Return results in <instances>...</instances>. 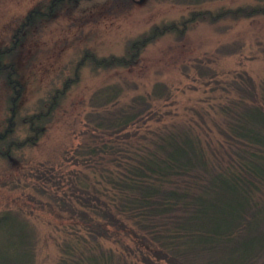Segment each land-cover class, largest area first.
I'll list each match as a JSON object with an SVG mask.
<instances>
[{
  "label": "rangeland",
  "instance_id": "rangeland-1",
  "mask_svg": "<svg viewBox=\"0 0 264 264\" xmlns=\"http://www.w3.org/2000/svg\"><path fill=\"white\" fill-rule=\"evenodd\" d=\"M50 1L0 0V50L15 42L14 33L31 10L44 13ZM256 4L255 0L197 5L176 0L62 1L23 32L17 48L2 60L13 66L20 87L13 136L27 135L23 119L44 110L65 81L70 89L34 146L0 158V252L24 247L18 236L25 231L29 242L22 245L32 247V264H60L65 247L92 254L99 264H169L153 254L149 255L153 263L147 262L144 247L161 246L151 245V232L141 220L138 225L134 218L116 213L118 220L112 222L93 216L91 225L99 224L106 231L92 240L86 234V221L60 210L56 197L73 199V193H81L77 185L105 199L114 211L119 202L114 184L118 164L132 152L154 149L164 132L189 136L210 166L226 167V154L218 150L226 141L224 132L238 116L235 112L244 106L264 112V16L194 21L180 38L173 34L157 38L127 68L102 70L86 64L76 69V64L87 52L98 58L124 56L128 43L152 26L179 22L193 12ZM4 77L0 73V132L12 96ZM110 87L118 88V95L104 106L101 91ZM250 95L259 100L248 101ZM136 98L146 105L140 107ZM120 107L139 108L142 113L123 132L107 129L105 118L112 120ZM90 148L101 153L89 155ZM164 218L163 222L173 224L171 216Z\"/></svg>",
  "mask_w": 264,
  "mask_h": 264
},
{
  "label": "trees",
  "instance_id": "trees-1",
  "mask_svg": "<svg viewBox=\"0 0 264 264\" xmlns=\"http://www.w3.org/2000/svg\"><path fill=\"white\" fill-rule=\"evenodd\" d=\"M62 1L77 0H51L44 13L38 9L31 10L15 31V42L9 49L0 50V73L5 75L12 91L7 101L8 119L0 132V158H9L14 151L34 146L46 131L55 108L70 89L69 82L65 81L60 89L54 90L44 110L23 119L27 135L22 139L13 136L12 122L20 87L13 66L4 65L2 60L17 48L23 32L34 27L40 18L49 16ZM176 1L184 5H197L212 0ZM255 1L256 6L215 13L193 12L179 22L152 26L128 43L126 55L98 58L87 52L76 64V69L86 64L102 70L130 67L157 38L166 34L180 38L194 21L214 22L223 18L237 20L264 16V0ZM114 88L101 91V104L108 106L117 98L119 90ZM248 97L251 102L259 100L252 95ZM142 98L135 100L141 104L140 107L146 105L142 104ZM257 108L244 106L243 111L240 110L242 112H235L234 115L238 116L234 117V122H230L228 132H224L226 141L218 151L226 154V167L221 164L210 166L202 149L189 136L164 132L159 135L154 149L148 148L143 154L132 152V157L125 155L127 160L118 162L119 176L114 184L118 186L119 194L116 196L119 202L114 206V211L105 199L91 195L77 185L75 189L81 193H73V199L56 197L55 203L60 210L65 209L85 220L86 234L92 240H97L101 232L106 231H101L99 224L91 225L93 216L112 222L118 220L116 213L134 218L138 225L141 220L146 224L145 229L147 227L146 230L151 232L148 235L151 245L161 246L144 247L148 252V258L144 257L148 259L147 262L153 263L149 258L153 254L156 260L164 259L169 264H192L190 260L194 264H258L261 261L264 264V112ZM141 113L139 108L120 107L112 120L105 118L109 124L107 129L123 132L137 121ZM97 149L102 150L101 147ZM97 149L90 148L87 154L93 156L101 153ZM133 154H137L136 159ZM115 158L112 160L115 161ZM168 216L173 218L171 225L163 222V217ZM10 221L17 222L14 219ZM22 232L18 239L24 247H7L8 250L1 251L0 264H32V247L22 245L29 242L25 231ZM63 251L60 264H99L100 259L97 260L92 254L72 251L70 247H65ZM197 260L198 263L195 262Z\"/></svg>",
  "mask_w": 264,
  "mask_h": 264
}]
</instances>
